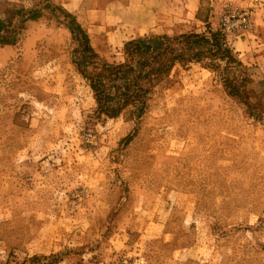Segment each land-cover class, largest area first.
Wrapping results in <instances>:
<instances>
[{
  "label": "rangeland",
  "instance_id": "1",
  "mask_svg": "<svg viewBox=\"0 0 264 264\" xmlns=\"http://www.w3.org/2000/svg\"><path fill=\"white\" fill-rule=\"evenodd\" d=\"M61 4L0 0L16 38L0 43V264H264V0H178L163 27L127 34L211 26L242 64L180 62L145 114L114 117L76 62L124 61L125 35L85 28L90 64ZM233 11L246 29L225 31Z\"/></svg>",
  "mask_w": 264,
  "mask_h": 264
},
{
  "label": "trees",
  "instance_id": "2",
  "mask_svg": "<svg viewBox=\"0 0 264 264\" xmlns=\"http://www.w3.org/2000/svg\"><path fill=\"white\" fill-rule=\"evenodd\" d=\"M71 24L67 28L74 40L83 47L82 60L92 64L99 54L91 43L89 32L80 24L77 17L61 8ZM28 19L42 16L39 10H30ZM10 24V23H8ZM0 20V43L12 44L16 41L10 34V25ZM9 33V32H8ZM124 61L106 62L101 70L90 73L81 61L76 62L83 75L90 80L96 95L97 109L108 117L118 116L125 107L133 105L139 108V114L146 113L149 97L156 87L166 80L180 62H202L210 55H219L227 62H242L234 55L226 36L209 26L207 33L187 32L176 35L148 33L126 41L123 48ZM230 93L245 99V93L233 86Z\"/></svg>",
  "mask_w": 264,
  "mask_h": 264
},
{
  "label": "crops",
  "instance_id": "3",
  "mask_svg": "<svg viewBox=\"0 0 264 264\" xmlns=\"http://www.w3.org/2000/svg\"><path fill=\"white\" fill-rule=\"evenodd\" d=\"M61 5L74 14L84 28L96 27L99 20L102 23L110 20L115 27L112 35H125L123 45L130 40V33L161 28L162 18L167 13L179 12L178 0H62ZM93 12H98V19H93Z\"/></svg>",
  "mask_w": 264,
  "mask_h": 264
},
{
  "label": "built area",
  "instance_id": "4",
  "mask_svg": "<svg viewBox=\"0 0 264 264\" xmlns=\"http://www.w3.org/2000/svg\"><path fill=\"white\" fill-rule=\"evenodd\" d=\"M250 24L249 16L246 12L241 11H233L227 13L223 18V27L225 31H237L246 29ZM89 188L87 186H83L81 189L82 192L88 191Z\"/></svg>",
  "mask_w": 264,
  "mask_h": 264
}]
</instances>
